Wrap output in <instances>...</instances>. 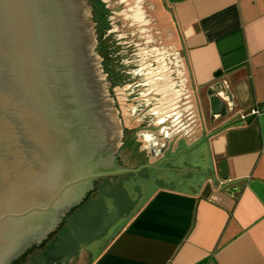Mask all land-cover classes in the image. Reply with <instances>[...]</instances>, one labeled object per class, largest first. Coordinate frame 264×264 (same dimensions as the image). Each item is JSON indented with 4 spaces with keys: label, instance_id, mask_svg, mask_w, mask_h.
Masks as SVG:
<instances>
[{
    "label": "crops",
    "instance_id": "crops-1",
    "mask_svg": "<svg viewBox=\"0 0 264 264\" xmlns=\"http://www.w3.org/2000/svg\"><path fill=\"white\" fill-rule=\"evenodd\" d=\"M150 2L160 97L124 122V158L155 166L85 198L37 264H264V0Z\"/></svg>",
    "mask_w": 264,
    "mask_h": 264
},
{
    "label": "water",
    "instance_id": "water-1",
    "mask_svg": "<svg viewBox=\"0 0 264 264\" xmlns=\"http://www.w3.org/2000/svg\"><path fill=\"white\" fill-rule=\"evenodd\" d=\"M91 1L0 0V264H37L85 198L155 166H127L118 82L109 86ZM219 97L210 96L214 115ZM100 133L111 135V163ZM218 167L227 180V161Z\"/></svg>",
    "mask_w": 264,
    "mask_h": 264
},
{
    "label": "rangeland",
    "instance_id": "rangeland-1",
    "mask_svg": "<svg viewBox=\"0 0 264 264\" xmlns=\"http://www.w3.org/2000/svg\"><path fill=\"white\" fill-rule=\"evenodd\" d=\"M102 1L106 4V20L110 25L107 33L110 39L106 42L113 49L112 57L118 65L115 70L117 76H122L119 81L123 84L118 85L120 114L123 122L130 124L127 118L131 114L146 113L151 103H156L160 97L159 92L152 89L148 82L150 67L146 70V66H150L152 59L158 57H154L151 50L158 46L159 51L166 52V44L159 37L160 34L156 32V26L152 22L150 0ZM95 6L98 11L102 10L97 3ZM102 22L103 19H99L100 25ZM176 106L178 110L183 108L182 105Z\"/></svg>",
    "mask_w": 264,
    "mask_h": 264
},
{
    "label": "trees",
    "instance_id": "trees-1",
    "mask_svg": "<svg viewBox=\"0 0 264 264\" xmlns=\"http://www.w3.org/2000/svg\"><path fill=\"white\" fill-rule=\"evenodd\" d=\"M97 5L101 6L102 10H95V17L96 20L98 19H103L104 22L101 23V25H98V33H99V52L100 54L104 57V64H105V70L108 73L110 77H112V80H114V84H117L118 81L117 79V72L115 71L118 65L115 63L114 58L112 57L113 54V49L111 45H107V48H104L106 45V41L110 39V36L107 35V31L110 29V25L108 20H106V17L108 16V10L106 8V4L102 0H95ZM105 17V18H104ZM103 24V25H102ZM109 37V38H107Z\"/></svg>",
    "mask_w": 264,
    "mask_h": 264
},
{
    "label": "flooded vegetation",
    "instance_id": "flooded-vegetation-1",
    "mask_svg": "<svg viewBox=\"0 0 264 264\" xmlns=\"http://www.w3.org/2000/svg\"><path fill=\"white\" fill-rule=\"evenodd\" d=\"M98 22H96V24H97ZM98 27V26H97ZM98 29V28H97ZM98 43H99V41H98ZM99 45V44H98ZM97 45V46H98ZM99 47V46H98ZM99 51V50H98ZM99 55H101L100 54V52H99ZM109 78H110V84H109V86L111 87V88H115L116 86V84H114V80H112V77H110L109 76ZM124 128L122 127V130H123ZM121 130V131H122ZM106 135V134H105ZM108 136V135H107ZM100 144L98 145V147H101L100 149H106L107 150V152H106V154H108L107 155V160L109 161V163H111V159L113 158V155H112V152L110 151V147H109V144L111 143L110 141V143L108 144V140H110L111 139V135H110V137L109 138H106V136L104 137V135H103V138H102V136H101V133H100ZM98 137V138H99ZM112 141V140H111ZM97 146V145H96ZM118 148V147H117ZM111 153V154H110ZM114 157L116 158L117 157V154L115 153V155H114ZM112 161H113V159H112ZM115 161H117L116 159H115ZM113 163V162H112ZM67 212V211H66ZM65 212V213H66ZM65 215V214H64ZM63 215V216H64ZM62 216V217H63ZM54 224H56V223H54Z\"/></svg>",
    "mask_w": 264,
    "mask_h": 264
},
{
    "label": "built area",
    "instance_id": "built-area-1",
    "mask_svg": "<svg viewBox=\"0 0 264 264\" xmlns=\"http://www.w3.org/2000/svg\"><path fill=\"white\" fill-rule=\"evenodd\" d=\"M253 112H257L258 110H252Z\"/></svg>",
    "mask_w": 264,
    "mask_h": 264
}]
</instances>
